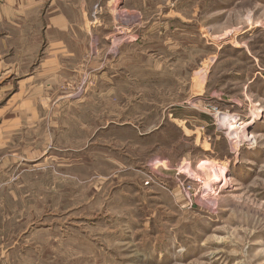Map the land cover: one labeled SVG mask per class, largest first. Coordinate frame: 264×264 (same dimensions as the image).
Listing matches in <instances>:
<instances>
[{
  "label": "rangeland",
  "instance_id": "374dc122",
  "mask_svg": "<svg viewBox=\"0 0 264 264\" xmlns=\"http://www.w3.org/2000/svg\"><path fill=\"white\" fill-rule=\"evenodd\" d=\"M1 14L0 264H264V0Z\"/></svg>",
  "mask_w": 264,
  "mask_h": 264
},
{
  "label": "built area",
  "instance_id": "2783aa9c",
  "mask_svg": "<svg viewBox=\"0 0 264 264\" xmlns=\"http://www.w3.org/2000/svg\"><path fill=\"white\" fill-rule=\"evenodd\" d=\"M217 115H218L219 120L221 121L220 124H223L225 126L229 125L228 128L230 130H228V131L231 132V130H232V132H234V136H235V133L238 134L241 131V127L244 126L243 122H240L239 118H235V115L230 116V115L225 114V113L220 112V111H218ZM233 127L235 128L234 130H233ZM196 180L200 181L199 178L195 179V181Z\"/></svg>",
  "mask_w": 264,
  "mask_h": 264
},
{
  "label": "crops",
  "instance_id": "0c3cea01",
  "mask_svg": "<svg viewBox=\"0 0 264 264\" xmlns=\"http://www.w3.org/2000/svg\"><path fill=\"white\" fill-rule=\"evenodd\" d=\"M9 22H11L10 18H9V17H5V15H2V14H1V16H0V25H3V24L5 23V25L8 26ZM0 35H5V36L7 37V40H8V38H11V37H12V36L10 35V31H8V29L5 30V32H4V33H1ZM10 46H11V45H10ZM7 50H10V47L7 48ZM10 56H12V53H6L5 56H4V58L6 59V58H8V57H10ZM5 64L7 65L8 63L5 61L4 66H5ZM4 69H5V72L13 71V69H11V67H9V66H8V67H5ZM12 77H13V74H11L10 76L5 77V78L2 80L1 84H3L4 82H5V83L8 82L9 80L12 79ZM1 87H2V86H1Z\"/></svg>",
  "mask_w": 264,
  "mask_h": 264
},
{
  "label": "bare ground",
  "instance_id": "6f19581e",
  "mask_svg": "<svg viewBox=\"0 0 264 264\" xmlns=\"http://www.w3.org/2000/svg\"><path fill=\"white\" fill-rule=\"evenodd\" d=\"M255 115H256V113H255ZM257 117H255L254 119H256ZM255 121L256 120H253L251 123H255ZM251 123H243L244 124V126L242 127V130H241V134L242 135H239L238 137L239 138H241V139H246V138H248L249 137V133H248V127L251 125ZM234 128V127H233ZM235 129V128H234ZM232 133V135H233V132H231ZM250 140V139H249ZM215 166H213L215 169L216 168H219V165H218V163H216V164H214ZM225 182H226V180H225ZM224 186V185H223ZM224 188V187H223Z\"/></svg>",
  "mask_w": 264,
  "mask_h": 264
}]
</instances>
